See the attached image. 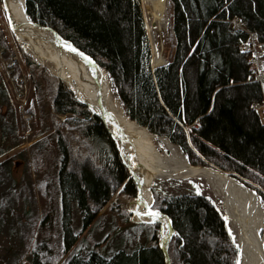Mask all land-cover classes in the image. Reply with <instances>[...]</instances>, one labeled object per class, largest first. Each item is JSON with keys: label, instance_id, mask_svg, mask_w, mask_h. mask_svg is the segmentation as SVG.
Segmentation results:
<instances>
[{"label": "trees", "instance_id": "trees-1", "mask_svg": "<svg viewBox=\"0 0 264 264\" xmlns=\"http://www.w3.org/2000/svg\"><path fill=\"white\" fill-rule=\"evenodd\" d=\"M168 2L174 47L168 63L158 68H152L140 0H26L25 4L32 22L57 31L107 73L130 120L181 148L192 165L212 166L258 186L264 204V122L258 109L264 106V85L255 79L250 53L241 48L255 34L264 50V0ZM0 36L1 46L9 50L1 31ZM24 56L29 68H41L26 52ZM44 76L54 89L50 101L54 121L65 116L63 124L88 140L107 171L102 175L89 163L78 169L69 165L67 146L57 134L59 159L54 166L64 214L69 215L76 202L82 231L87 230L110 201L113 182L131 195L135 184L99 116L58 77L48 71ZM156 197L154 206L172 220L177 232L178 264H238V245L211 199ZM73 242L65 247L66 253ZM50 246L34 243V264L61 262L60 255L49 261ZM86 259L74 255L64 264H164L152 232L146 245L131 252L122 249L110 258L92 252Z\"/></svg>", "mask_w": 264, "mask_h": 264}, {"label": "rangeland", "instance_id": "rangeland-1", "mask_svg": "<svg viewBox=\"0 0 264 264\" xmlns=\"http://www.w3.org/2000/svg\"><path fill=\"white\" fill-rule=\"evenodd\" d=\"M140 1L152 51V68H158L168 63L174 47L172 13L167 0L168 17L161 23L154 19L153 13L147 9V0ZM235 26L240 28L241 23H235ZM0 31L6 36L10 45L9 50L4 49L1 46L0 36V264H34L32 250L35 242L44 243L45 246L51 245L49 253L51 256L48 255L50 262L56 260L59 255L64 256L59 264H64L74 255L84 259L88 257L86 259L88 260L92 252L110 258L119 250L131 252L140 245H146L149 232L155 235L159 247L168 236L170 237L168 246L170 264H178L176 230L174 233L170 231L172 234L163 235L159 223L144 221L143 223L150 225L138 226L136 223L142 221L133 219L131 204L139 200L136 178L132 177L135 195L127 194L123 187L114 182L111 184L113 192L110 201L98 210L96 218L87 230L82 231L83 217L76 202L70 205L69 215L64 214L57 168L54 166L59 159L57 134L67 146L69 165L78 169L81 165L89 163L99 169L102 175L106 174V168L100 163L88 140L63 124L65 116L57 117L60 120L54 121L50 104L54 89L51 88V82L44 76V72L53 74L39 62L40 69L37 66L29 68L26 65L24 52L30 54L22 43L12 37L2 0H0ZM252 42L260 51L261 44L257 35L256 39L252 38ZM161 58L163 61L154 64L155 59ZM33 60L36 61L34 58ZM257 60H259L257 65L254 64L256 70L254 67L252 70L256 71L255 79L264 85V54L259 55ZM65 86L68 87L66 84ZM111 88L115 100L123 109L112 84ZM73 93L81 102L76 93ZM32 103L36 105L31 109ZM258 109L264 120V106ZM152 135L158 152L163 157L169 159L175 156L176 164L178 161L194 166L181 148L173 144L175 147L171 149L167 144L170 142L168 139ZM121 159L127 168L126 156H121ZM194 167L208 168L222 173L255 192L261 200L257 192L259 187L254 184L243 182L230 173L212 166ZM127 170L132 176L128 168ZM152 193L154 211H160L154 206L157 195L159 199L179 195H202L211 199L216 209L226 219L227 226L238 245L239 264L240 227L226 214L224 195L219 192L212 179L206 176L185 179L183 175L178 174H171L170 177L158 176L152 187ZM262 205L264 209V204ZM261 235L264 238V229ZM72 242L73 246L66 253L65 247Z\"/></svg>", "mask_w": 264, "mask_h": 264}, {"label": "bare ground", "instance_id": "bare-ground-1", "mask_svg": "<svg viewBox=\"0 0 264 264\" xmlns=\"http://www.w3.org/2000/svg\"><path fill=\"white\" fill-rule=\"evenodd\" d=\"M26 0H2L7 22L12 24V37L22 43L29 54L50 72L62 80L80 100L88 103L93 111L101 113L104 108L112 122L110 130L116 131L115 138L134 167L139 185V200L131 204L135 221L159 223L163 235L171 233V225L165 216L149 214L154 198L152 187L158 176L183 175L185 179L206 176L212 179L219 192L224 195L226 214L240 227L241 244L239 264H264V209L257 194L234 179L208 168H199L185 163L176 164L175 156L163 157L154 143L153 135L144 127L130 120L115 100L109 78L103 69L77 52L71 43L62 41L49 30L36 27L26 13ZM147 9L156 20H167V0H147ZM163 61L155 59L154 64ZM102 106V107H101ZM110 125V124H109ZM168 147L174 145L167 142ZM172 164V165H170ZM171 236V235H170ZM170 237L164 246L168 252Z\"/></svg>", "mask_w": 264, "mask_h": 264}, {"label": "water", "instance_id": "water-1", "mask_svg": "<svg viewBox=\"0 0 264 264\" xmlns=\"http://www.w3.org/2000/svg\"><path fill=\"white\" fill-rule=\"evenodd\" d=\"M36 27H39V28H41V29H45V30H49V31H52V32H54L57 36H58V38H60L62 41H66V42H68V43H71L70 41H67V40H65L57 31H55L54 29H52V28H50V27H46V26H42V25H39V24H37V23H33ZM9 27H10V29L12 30L13 29V27H12V24L9 22ZM72 45H73V43H71ZM73 47L75 48V50L77 51V52H79V53H81V54H83L84 56H88L92 61H93V65L96 67V68H98V69H101L100 68V66L96 63V61L91 57V56H89V55H87L86 53H84L83 51H81V50H79L76 46H74L73 45ZM40 64H42L43 65V62H41ZM81 102L82 103H84L85 105H87L90 109H91V106L88 104V103H86V102H84V101H82L81 100ZM102 107V106H101ZM102 111H101V113L99 114L97 111H93V109H91V111L95 114V115H97V116H99V118L103 121V123L105 124V127L108 129V131L110 132V134H111V137L113 138V140L116 142V144H117V148L120 150V154H121V156H123L124 154H123V152H122V150L120 149V147H119V145H118V143H117V141H116V138H115V133H113L112 132V130H110V126L112 125V122H111V120H110V116H109V114H108V112L104 109V108H102L101 109ZM110 124V125H109ZM127 165V168L129 169V171H130V173L132 174V177L135 179V171H134V169L132 168V166H130V165H128V164H126ZM138 184V183H137ZM138 189H139V185H138ZM131 212H133V211H131ZM157 213H158V215H160V216H165L168 220H169V223H170V225H171V232L172 233H174V229H173V225H172V220L166 215V214H164V213H162V212H160V211H156ZM171 233V234H172ZM165 243V242H164ZM164 243H162V245L160 246V249H161V251H162V254H163V258H164V264H170V257H169V254H168V252H167V249L165 248V246H164Z\"/></svg>", "mask_w": 264, "mask_h": 264}, {"label": "built area", "instance_id": "built-area-1", "mask_svg": "<svg viewBox=\"0 0 264 264\" xmlns=\"http://www.w3.org/2000/svg\"><path fill=\"white\" fill-rule=\"evenodd\" d=\"M252 38H255V39H256V35H253ZM243 48H244V50L251 51V52L253 53V57H252V59H251V63H252V65H253V67L255 68V65H254V64L257 65V63H258V61H259V60H257V57H258L259 55H262L263 52L258 51L256 45H255L252 41L249 42V43H247V44H245V45L243 46Z\"/></svg>", "mask_w": 264, "mask_h": 264}, {"label": "snow or ice", "instance_id": "snow-or-ice-1", "mask_svg": "<svg viewBox=\"0 0 264 264\" xmlns=\"http://www.w3.org/2000/svg\"><path fill=\"white\" fill-rule=\"evenodd\" d=\"M149 214L152 215L153 217L158 216V213L151 208L149 209Z\"/></svg>", "mask_w": 264, "mask_h": 264}, {"label": "crops", "instance_id": "crops-1", "mask_svg": "<svg viewBox=\"0 0 264 264\" xmlns=\"http://www.w3.org/2000/svg\"><path fill=\"white\" fill-rule=\"evenodd\" d=\"M262 121L264 122V120L262 119Z\"/></svg>", "mask_w": 264, "mask_h": 264}]
</instances>
